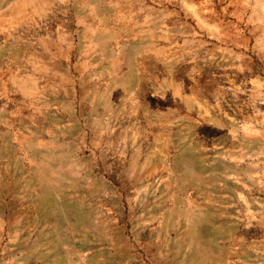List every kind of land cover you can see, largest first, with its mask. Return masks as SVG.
<instances>
[{
  "label": "rangeland",
  "instance_id": "374dc122",
  "mask_svg": "<svg viewBox=\"0 0 264 264\" xmlns=\"http://www.w3.org/2000/svg\"><path fill=\"white\" fill-rule=\"evenodd\" d=\"M0 264H264V0H0Z\"/></svg>",
  "mask_w": 264,
  "mask_h": 264
}]
</instances>
